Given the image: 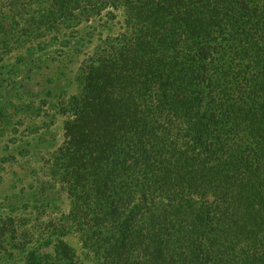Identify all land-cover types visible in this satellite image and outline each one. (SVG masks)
I'll use <instances>...</instances> for the list:
<instances>
[{
  "label": "trees",
  "instance_id": "trees-1",
  "mask_svg": "<svg viewBox=\"0 0 264 264\" xmlns=\"http://www.w3.org/2000/svg\"><path fill=\"white\" fill-rule=\"evenodd\" d=\"M53 6L123 17L55 106V167L80 232L127 264H264V0ZM52 259L82 264L62 241Z\"/></svg>",
  "mask_w": 264,
  "mask_h": 264
},
{
  "label": "rangeland",
  "instance_id": "rangeland-1",
  "mask_svg": "<svg viewBox=\"0 0 264 264\" xmlns=\"http://www.w3.org/2000/svg\"><path fill=\"white\" fill-rule=\"evenodd\" d=\"M59 1L0 0V264H53L60 241L82 264H127L111 240L80 232L55 167L65 121L55 106L79 92L83 55L117 35L123 17L67 19Z\"/></svg>",
  "mask_w": 264,
  "mask_h": 264
}]
</instances>
